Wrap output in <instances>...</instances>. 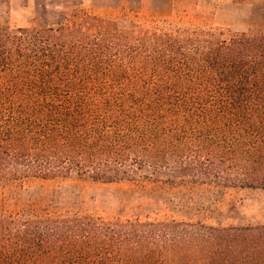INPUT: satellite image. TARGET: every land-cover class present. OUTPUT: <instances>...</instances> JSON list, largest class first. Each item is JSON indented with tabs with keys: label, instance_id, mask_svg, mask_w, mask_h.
<instances>
[{
	"label": "trees",
	"instance_id": "16d2710c",
	"mask_svg": "<svg viewBox=\"0 0 264 264\" xmlns=\"http://www.w3.org/2000/svg\"><path fill=\"white\" fill-rule=\"evenodd\" d=\"M172 13L0 27V264H264V225L108 220L30 196L72 175L191 207L264 190V2L244 33L189 0Z\"/></svg>",
	"mask_w": 264,
	"mask_h": 264
},
{
	"label": "rangeland",
	"instance_id": "374dc122",
	"mask_svg": "<svg viewBox=\"0 0 264 264\" xmlns=\"http://www.w3.org/2000/svg\"><path fill=\"white\" fill-rule=\"evenodd\" d=\"M209 24L219 30L244 33L250 29L252 12L264 0H189ZM75 10L88 11L126 25L132 13L156 18L173 16V0H0V27H51L62 24ZM30 196L53 200L83 214L112 220L122 215L151 214L152 219L196 221L224 227L264 225V190L225 189L206 192L195 205L181 197L157 196L129 184L105 185L72 175L65 180L33 181ZM0 189V214L3 194ZM182 202V206L180 204ZM160 212L157 216L155 214Z\"/></svg>",
	"mask_w": 264,
	"mask_h": 264
}]
</instances>
